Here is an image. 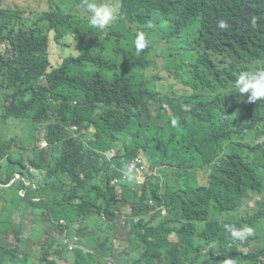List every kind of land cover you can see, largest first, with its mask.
<instances>
[{"label":"clouds","instance_id":"clouds-1","mask_svg":"<svg viewBox=\"0 0 264 264\" xmlns=\"http://www.w3.org/2000/svg\"><path fill=\"white\" fill-rule=\"evenodd\" d=\"M139 1L141 11L123 0H0V62L13 57V43L29 44L34 28L51 27L44 51L29 46L34 60L21 65L53 70L55 85L44 74L29 78L45 106L102 93L91 101L95 125L69 127L81 153L101 164L52 191L62 200L52 206L34 165L50 146L39 105L15 103L0 85V264H264L261 3L233 0L209 15L194 0ZM67 82L77 87L65 90ZM30 93L17 99L30 102ZM171 95L193 103L187 125L169 110L136 113V104L154 114L170 108ZM234 102L259 110L261 125L226 122ZM126 111L135 124L115 130ZM234 165L247 172L223 171Z\"/></svg>","mask_w":264,"mask_h":264},{"label":"trees","instance_id":"trees-1","mask_svg":"<svg viewBox=\"0 0 264 264\" xmlns=\"http://www.w3.org/2000/svg\"><path fill=\"white\" fill-rule=\"evenodd\" d=\"M199 2V4L203 7V11L207 12L209 15L223 14L228 11L231 7L233 0H194ZM261 3V7L258 12V21L264 26V0H256ZM255 3V1L253 0ZM256 4V3H255ZM123 5L125 10L127 11H141L142 3L139 0H123ZM205 9V10H204ZM84 14V12H82ZM51 29L50 26L36 27L31 31V34L25 38L23 41L25 43L15 44L13 43V57H9L8 59H1L0 62V85L6 86L7 88L13 91H7L0 86V90H5L8 92L15 103L19 101V105H31V103L38 106V110L42 116L43 121L46 123L47 134L50 138V146L47 150L41 152L40 154L35 156L34 165L40 169L38 184L43 189L39 191V195L47 194V201L50 205L56 206L62 202L60 199H54L52 197V191L58 190L60 192L64 191V186L66 181L70 179L74 182L79 180V171H89L95 167H99L101 164V160L99 159L97 154L81 153V149L78 145H75L73 140H71L74 136L69 130L71 123L77 124L80 128L89 129L96 122L97 112L94 111L96 107L95 102H91L93 100H100L102 97V93L94 92L91 94V97L87 98L86 102H79L78 105H72L70 100L65 98L63 99V103L61 105L56 106H45L46 101L45 97L47 96L44 92L34 91L33 87H29V78L36 79L38 76L44 74L47 76V80L49 83L55 85L57 84V80L53 73V70H49L48 63H43L40 65L37 70L29 71L23 73L21 70V65L28 61L33 62L34 56L31 50H29V46H33L37 52L39 50L44 51L45 41L47 38V32ZM127 56L132 60L134 57L133 51H126ZM125 77L123 75H118L117 82L121 84L124 81ZM71 87H77V85H73L67 82L64 86L65 90L71 89ZM26 91H31V101H27L25 99H17V95L21 93L25 94ZM146 100V97H142ZM181 96L171 95L167 100V104L170 108H162L157 109L155 114L152 112L151 108L145 107V104L137 106V114L146 113L149 116H155L158 114L161 117L165 116L164 111L169 110L171 114L178 117L183 123L186 124L185 120L191 119L195 117L196 109L192 102H186L181 100ZM59 99V98H58ZM5 104L2 105V100L0 99V108L4 107ZM58 106V108H57ZM102 107L107 108L106 105L101 104ZM57 108L59 115L55 113V109ZM111 116L114 115V109H111ZM136 113H131L126 111L123 113L124 120L122 121L120 117H117V121L114 125V129L118 130L120 128L125 129L127 127H132L135 124L137 117ZM261 112L257 109H249L245 106L240 105L239 103L234 102L227 108V113L224 116V120L228 123H235L246 121L250 122L253 126L261 125ZM138 120H140L138 118ZM123 122V123H122ZM224 123V122H223ZM111 124L104 130L106 134L108 133V128ZM187 125V124H186ZM191 143H195L194 139L190 138ZM125 143H127L125 141ZM130 147H134L130 145ZM64 158H67L68 163L64 161ZM206 159V157H205ZM52 162V165L49 162ZM264 163L263 160H260ZM256 166L253 172L256 174L260 168ZM226 173L234 174L238 177H241L247 171L242 165H234L224 169ZM10 175H8L3 182H6L10 179ZM50 184V185H49ZM10 199L15 202V195H9ZM79 199L82 201L80 208L84 206L83 196H79ZM9 221L10 220H5ZM1 225L5 224V222L0 220ZM209 264H215L213 262Z\"/></svg>","mask_w":264,"mask_h":264},{"label":"rangeland","instance_id":"rangeland-1","mask_svg":"<svg viewBox=\"0 0 264 264\" xmlns=\"http://www.w3.org/2000/svg\"><path fill=\"white\" fill-rule=\"evenodd\" d=\"M61 55H62V58H65V57H67V56H69L71 54H70V52H68L66 55L65 54H61Z\"/></svg>","mask_w":264,"mask_h":264}]
</instances>
